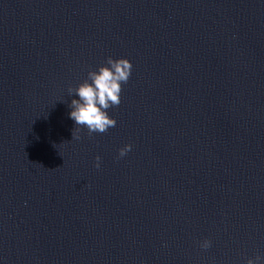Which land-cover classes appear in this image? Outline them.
Here are the masks:
<instances>
[{"label":"water","instance_id":"water-1","mask_svg":"<svg viewBox=\"0 0 264 264\" xmlns=\"http://www.w3.org/2000/svg\"><path fill=\"white\" fill-rule=\"evenodd\" d=\"M109 57L131 74L115 126L89 135L69 89ZM249 259L264 264V0H0V264Z\"/></svg>","mask_w":264,"mask_h":264},{"label":"clouds","instance_id":"clouds-1","mask_svg":"<svg viewBox=\"0 0 264 264\" xmlns=\"http://www.w3.org/2000/svg\"><path fill=\"white\" fill-rule=\"evenodd\" d=\"M107 66H99L96 71L88 72V79L80 83L74 90L69 89L78 99L71 101L70 119L75 125L87 129L88 134L104 133L110 127H114L116 121L107 114L109 107L120 104L121 84L127 83L132 65L126 58L113 59L107 58ZM90 81V82H89ZM79 128H77V133ZM74 134L72 133V136ZM78 139L79 136L76 135ZM131 149V145H125L119 150V155L124 156ZM99 161V157H96ZM99 167V164L96 165ZM210 241L205 239L201 247L207 249L210 247ZM261 260L260 256L256 257V262ZM247 264H254L252 259Z\"/></svg>","mask_w":264,"mask_h":264}]
</instances>
